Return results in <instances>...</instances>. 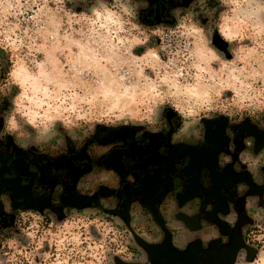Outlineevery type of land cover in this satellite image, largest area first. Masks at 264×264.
<instances>
[{
  "label": "clouds",
  "instance_id": "9594fccd",
  "mask_svg": "<svg viewBox=\"0 0 264 264\" xmlns=\"http://www.w3.org/2000/svg\"><path fill=\"white\" fill-rule=\"evenodd\" d=\"M174 2V24H147L151 0H0V140L58 153L99 124L171 128L169 111L186 133L179 142H205L203 121L216 115L264 124V0ZM262 156L252 154L258 172ZM71 212L46 209L38 230H5L0 264H115L99 209Z\"/></svg>",
  "mask_w": 264,
  "mask_h": 264
},
{
  "label": "flooded vegetation",
  "instance_id": "af4514ba",
  "mask_svg": "<svg viewBox=\"0 0 264 264\" xmlns=\"http://www.w3.org/2000/svg\"><path fill=\"white\" fill-rule=\"evenodd\" d=\"M188 3L183 0L185 6ZM151 4L141 14L145 23L173 21L169 10L176 6L174 0H151ZM203 122L205 142H179L184 136L176 123L160 132L128 125L98 127L82 145L68 144L58 153L23 151L5 137L0 140V223L19 210L47 209L60 218L66 208L90 207L124 218L140 208L160 233L154 246L163 249L168 242L177 248L174 229L159 209L187 208V219L182 213L175 216L185 219L184 230L193 231L201 223L217 235L207 244L194 241L180 249L189 255V264L203 260V264H225L232 257V252L225 253L231 250V234H241L247 224L246 209L264 201V172L252 162V154L264 150V130L251 123L230 125L225 119ZM228 128L231 133L225 131ZM249 136L256 138L254 148L244 143ZM197 153L202 157L194 158ZM247 154L250 158L243 159ZM6 207L10 211L5 212Z\"/></svg>",
  "mask_w": 264,
  "mask_h": 264
},
{
  "label": "rangeland",
  "instance_id": "374dc122",
  "mask_svg": "<svg viewBox=\"0 0 264 264\" xmlns=\"http://www.w3.org/2000/svg\"><path fill=\"white\" fill-rule=\"evenodd\" d=\"M175 22L176 21L173 19V21L169 24H174ZM164 39L167 40L168 38L164 37ZM216 43L221 48H226V45H224L220 41L219 37L216 38ZM168 116L169 119L175 118L177 125L176 127L179 128V117H177L176 114L171 111H169ZM214 119H225L229 122L230 125L251 123L255 124L258 128L264 130V124L254 122L247 118L242 123H237L234 118H230L227 115H216ZM123 125L136 126L144 130L150 131L143 124L128 121L119 122L114 126H111L107 123L99 124L97 125V128L118 127ZM180 134L183 136L186 135V133L183 131H180ZM91 136L92 135L90 131H85L84 138H77L75 141L69 138L67 146L68 144L80 146L82 145L83 141H85ZM6 137L14 141L12 137ZM64 149L65 148H62L60 151H63ZM260 152L261 151H259V153ZM247 157L250 158L248 154L243 156L242 158L245 159ZM252 162L255 163L254 160ZM261 163H264V156L261 157ZM261 169H263L264 172V168ZM261 178L263 179L262 181H264V174H261ZM77 210L82 214L85 213V210H89L88 214L93 216L96 215L95 208L84 207L82 209ZM132 211L134 214L133 221L130 224H126L123 218L116 217V215L111 212L99 210V213L103 216V220L101 222V231L105 233L103 239L106 243L114 245L115 248L120 252V254L115 257V264H145V261L143 259L145 255L147 256V264H156L157 262L151 259V257L137 244L135 236L140 237L150 245L154 246L153 243H156L158 241V236L160 235L158 228L143 212L142 209L134 208L132 209ZM186 211L189 210L186 208ZM246 211L250 213L248 215L249 217L247 218V224L244 225V227L242 228L241 234H231L229 246L231 250L225 253L228 254L232 252V257L225 264H264V201L261 205H256V203H252L246 209ZM29 213H32L33 215L29 216ZM37 213L44 214L45 211H17L15 213L16 216L11 215L8 222L2 221L3 223H0V237L4 236L5 230L13 231L16 233H27L33 231L34 226L38 230L41 226L47 224V219H45L44 221H39L35 219V215ZM48 215H51L49 211ZM67 215H72L71 209H68ZM64 217L65 216H62L60 217V219H63ZM206 227H208L207 224L202 225L200 223L198 227L195 226V229L193 231H186L183 229V227L180 226L174 228V245L177 246V248H174L181 251L180 249H183V247H185L190 242L192 243L194 241H201L202 243L207 244L209 240L214 241L215 236L217 235L213 232H210V230H206ZM37 234H39L38 231ZM88 259H92V256H89ZM193 263L197 264V262L195 261H193ZM93 264H99V262L97 260H93Z\"/></svg>",
  "mask_w": 264,
  "mask_h": 264
},
{
  "label": "water",
  "instance_id": "95a60500",
  "mask_svg": "<svg viewBox=\"0 0 264 264\" xmlns=\"http://www.w3.org/2000/svg\"><path fill=\"white\" fill-rule=\"evenodd\" d=\"M150 212L158 222L157 213L154 207H150ZM124 221L126 224H128L126 219ZM135 240L137 244L151 257V259L155 260L156 262H161V264H163L162 262L169 260L172 261L173 264H189L191 261V259H189V255H184L181 251L173 248L168 242L165 244L163 249H159L153 245H150L138 236H135ZM203 263H205V260L200 262V264Z\"/></svg>",
  "mask_w": 264,
  "mask_h": 264
},
{
  "label": "crops",
  "instance_id": "0c3cea01",
  "mask_svg": "<svg viewBox=\"0 0 264 264\" xmlns=\"http://www.w3.org/2000/svg\"><path fill=\"white\" fill-rule=\"evenodd\" d=\"M159 210L162 217L165 218L166 222L169 223V226L172 229L177 228L179 226L182 227L185 223V219L181 220L175 218L176 215H178L179 213H182L183 215H186V212H188V214L190 213V211H186V208L182 209V211H179V208L161 206ZM133 215V211L131 210L130 213H128L123 219H126L128 224H130L133 221ZM187 217H189V215H186V219ZM153 220L156 221L155 217L153 218Z\"/></svg>",
  "mask_w": 264,
  "mask_h": 264
},
{
  "label": "bare ground",
  "instance_id": "6f19581e",
  "mask_svg": "<svg viewBox=\"0 0 264 264\" xmlns=\"http://www.w3.org/2000/svg\"><path fill=\"white\" fill-rule=\"evenodd\" d=\"M199 157H202V153H197L195 156H194V158H199Z\"/></svg>",
  "mask_w": 264,
  "mask_h": 264
}]
</instances>
